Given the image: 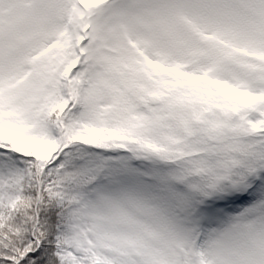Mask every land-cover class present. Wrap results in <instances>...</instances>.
Returning <instances> with one entry per match:
<instances>
[{
	"label": "snow or ice",
	"instance_id": "6c2138e0",
	"mask_svg": "<svg viewBox=\"0 0 264 264\" xmlns=\"http://www.w3.org/2000/svg\"><path fill=\"white\" fill-rule=\"evenodd\" d=\"M0 264H264V0H0Z\"/></svg>",
	"mask_w": 264,
	"mask_h": 264
}]
</instances>
